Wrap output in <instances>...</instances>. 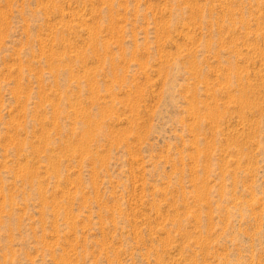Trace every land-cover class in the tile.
Returning a JSON list of instances; mask_svg holds the SVG:
<instances>
[{"label":"rangeland","instance_id":"1","mask_svg":"<svg viewBox=\"0 0 264 264\" xmlns=\"http://www.w3.org/2000/svg\"><path fill=\"white\" fill-rule=\"evenodd\" d=\"M0 264H264V0H0Z\"/></svg>","mask_w":264,"mask_h":264}]
</instances>
